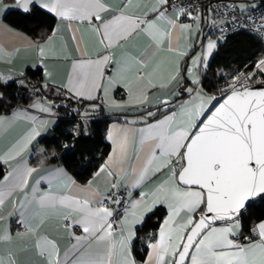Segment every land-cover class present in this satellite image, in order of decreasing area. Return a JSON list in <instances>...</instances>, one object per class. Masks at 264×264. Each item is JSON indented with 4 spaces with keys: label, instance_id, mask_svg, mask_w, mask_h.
<instances>
[{
    "label": "snow or ice",
    "instance_id": "snow-or-ice-1",
    "mask_svg": "<svg viewBox=\"0 0 264 264\" xmlns=\"http://www.w3.org/2000/svg\"><path fill=\"white\" fill-rule=\"evenodd\" d=\"M13 4L24 13L38 7L55 19L50 32L25 38L37 53L32 67L46 78L42 85L32 86L34 92L47 90L76 103L89 101L93 112L143 113L128 121L129 127L108 132L112 152L93 178L77 187L76 195L33 191L32 201L43 211L52 210L50 217L40 216V222L54 219L74 238L71 264H264V220L255 222L249 235L244 234L243 224L249 210L264 202V58L251 71L228 76L218 96L210 95L198 76L199 69L208 66L207 57L196 56L190 65L182 64L181 58L189 53L174 43L179 35L198 31L203 19L194 11L195 5L185 0H119L116 4L112 0H13ZM247 7L246 0L232 5L241 13ZM0 11L7 12L5 0H0ZM184 18L192 23L183 22ZM0 29L11 31L2 24ZM64 30L72 33L78 58L72 57L66 44L56 45L57 34ZM81 31L89 33L102 49L94 57L81 47L82 36L77 35ZM260 31L264 32V25ZM139 36L151 41L152 51L142 55L125 51L113 64L112 49ZM165 42L166 51L175 54L166 62L157 58ZM215 46L209 42L207 52ZM3 55L11 58L13 54L0 49V57ZM48 60H71L67 84L51 82ZM149 66L153 70L144 71ZM23 75L18 74L17 82L27 87L19 79ZM12 79L0 76V87L9 86ZM162 89L188 99L175 105L162 99L156 111L145 107L149 97ZM120 91L124 96L117 100ZM3 99L0 92V102ZM48 104L32 106L51 112L50 105L56 101ZM137 124L145 125L139 129L138 143L133 131ZM39 135L32 128L0 160L7 164ZM37 170L27 164L15 168L17 183L7 190L4 182L13 172L4 176L0 210L11 192L27 184ZM57 175H62L61 170ZM102 175L111 178L107 193L95 184ZM124 177L127 181L120 191ZM148 184L152 187L145 191ZM160 208L166 210V216L156 231L143 238L145 255L138 260V233ZM4 219L0 212V222ZM19 223L33 231L34 220H25L23 211ZM77 228L83 235H75ZM11 239L7 228L0 229V241ZM38 246L46 249L48 264H61L52 241L38 242ZM94 247L99 250L92 251ZM0 264L16 261L0 257Z\"/></svg>",
    "mask_w": 264,
    "mask_h": 264
},
{
    "label": "crops",
    "instance_id": "crops-1",
    "mask_svg": "<svg viewBox=\"0 0 264 264\" xmlns=\"http://www.w3.org/2000/svg\"><path fill=\"white\" fill-rule=\"evenodd\" d=\"M232 1L237 5L239 4V0ZM261 1L262 0H246V4L248 5L246 11L257 7ZM118 2L119 0H112L113 4ZM5 4L7 5V9L16 8L13 4V0H5ZM3 13L4 12L0 11V24L6 25L7 28L11 29V31L0 29V49H2L4 53H12L13 55L11 58H9L8 55H3L0 57V76H12L13 79L10 82L14 81L18 83V74L24 73L27 68H33V63L37 62V53L27 46V39L25 38L32 39L31 37L2 21ZM183 22L192 23V21L186 18H184ZM54 26L55 23L53 27ZM77 35L82 36L81 47L86 48V54L88 56L94 57L98 51H102V49H98L95 46L94 38L89 33L81 31L77 33ZM219 41L220 40L217 38L203 40L200 22L198 31L194 29L191 35L186 33L181 34L174 40V43L178 45L181 51L189 53L188 56L181 58L182 64L190 65L193 58L204 55L207 57L206 63L208 65L209 60ZM209 42L216 45L210 54L207 52V45ZM63 44L67 45L72 57H79V53L75 51V43L72 40V33L68 30L61 31L57 34L56 45L59 47ZM150 45L151 41L147 37L139 36L134 40L129 41L123 47H114L112 49L113 64L125 51H130L135 55H142L146 51L151 52L152 49L150 48ZM166 48L167 42H165L163 45L164 50H161L157 53V58L164 62L175 55L174 53L167 52ZM262 58H264V56ZM46 63L48 65V71L52 74L51 82L54 83V85L58 86L68 83L69 74L72 70L71 60H48ZM152 70V66L144 69L146 72H150ZM203 70L204 68L199 69L198 76H200V72ZM45 79L46 78L41 72L42 83L45 82ZM25 83L27 84L26 80ZM167 93V89H162L160 92L151 95L149 97V103L146 104L145 107L151 111H156L160 100L162 99L172 101L173 105H175L177 102L183 103L188 99L187 96H184L175 100L176 97L168 95ZM122 96H124L122 91L116 93L117 100H120ZM124 98H126V96ZM34 103L39 105L37 98L29 105H17L10 112H0V117H2L4 120V123L0 124V156H4L13 145L17 144L18 142H22L26 134L32 128H37L40 132V135H42L52 127L49 119L44 117L45 113L50 112L39 111V106H32ZM104 112L109 114H120V116L111 117V119L108 121L105 129V138L107 137V134L110 130L119 131L122 128L129 127L130 125L127 123L128 121L133 120L137 116L143 115V113L123 110ZM144 126L145 125L143 124H137L133 126L137 143L140 139L139 129ZM39 136L35 137L32 142L24 149V151H22L18 156H14V158L10 159L7 164L0 160V162L4 163L7 167L5 173L0 178V181H3L4 176L8 175L9 172H13L15 168L23 166L24 164H27L29 167H38V170L28 177L27 184H25L22 188H15L11 192V194L5 200L3 209L0 210V212H2L5 217L3 222H0V229L7 228L12 236L10 241H0V257L4 258L5 260L14 258L16 264H48L47 251L43 247H39L38 242L42 243L43 241H52L56 246V256L61 261V264H71V262L75 259V255L73 254V246L76 242L74 238L69 236L67 230L59 227L54 219L50 218L45 223L40 222L39 217H50L52 210H41L39 205L32 201L33 191L35 190L38 193L50 191L55 195H76L77 187L85 185L90 179L93 178L95 172L105 164L109 154L112 152L113 145L109 140H107L110 147L105 159L94 169L87 181L79 182L63 166L50 160L54 155L57 154V149L51 146L47 147L44 143L38 142L37 139ZM41 160L44 161L43 164H40ZM58 170H61L62 175H57ZM38 181H40V183H37ZM126 181L127 177H124L120 180L122 187ZM156 182V180H153V183ZM16 183L17 181L15 173L13 172V176H11L8 181L4 182L5 190ZM95 184L102 193H107L111 186V178L105 179L102 175L100 178H97ZM151 187L152 184H148L144 190L148 191ZM21 205H24L23 209H21ZM21 211H23V218L25 220H34V223L32 224L33 231H26L25 228L19 223ZM9 213H12V215L10 216ZM165 216L166 210L163 219ZM260 220H264V218H261L256 222ZM75 235H83V233L79 228H77L75 230ZM255 239L258 240V238ZM241 242L246 243V241ZM98 250L99 249L96 247L92 249V251Z\"/></svg>",
    "mask_w": 264,
    "mask_h": 264
},
{
    "label": "trees",
    "instance_id": "trees-1",
    "mask_svg": "<svg viewBox=\"0 0 264 264\" xmlns=\"http://www.w3.org/2000/svg\"><path fill=\"white\" fill-rule=\"evenodd\" d=\"M263 3L264 0L259 5ZM2 21L32 39L42 33L50 32L55 23V19L50 14H46L38 7L29 13L17 8H9L3 13ZM263 56L264 45L255 35L245 31L229 34L218 42L207 68L200 72L199 78L204 84L205 91L210 95L218 96L219 89L225 86L228 76L237 72L251 71L257 60ZM23 74L21 78L27 81V87L14 81L9 82V86L0 87V92L4 96L3 101L0 102V112H10L17 105H29L39 97L55 100L56 105H61L60 107L52 105L57 113L56 122L47 132L40 135L37 141L57 149V154L50 160L63 166L77 181H87L109 151L110 145L105 138L107 123L111 117L120 114L93 112L88 108V104L91 103L89 101L76 103L63 96L58 98L54 92L47 90L34 92L32 86L43 84L41 72L36 68H27ZM182 97L184 96L176 97L175 100ZM160 111L162 112L163 108ZM86 124L88 127H85ZM6 169V165L0 162V178ZM164 215L165 209L157 210L138 233L141 237V241L136 244L135 254L138 260L145 255L142 248L143 238L155 231ZM261 218H264V202L258 203L246 214L243 221L244 234L249 235L251 226ZM241 241H244L243 237Z\"/></svg>",
    "mask_w": 264,
    "mask_h": 264
},
{
    "label": "built area",
    "instance_id": "built-area-1",
    "mask_svg": "<svg viewBox=\"0 0 264 264\" xmlns=\"http://www.w3.org/2000/svg\"><path fill=\"white\" fill-rule=\"evenodd\" d=\"M185 3L195 5L194 11L203 17L201 20L203 40L209 38L223 40L236 31H245L258 37L264 45V32L260 31L264 25V4L241 13L232 8L234 4L232 0H185ZM123 190L121 187L120 191Z\"/></svg>",
    "mask_w": 264,
    "mask_h": 264
},
{
    "label": "rangeland",
    "instance_id": "rangeland-1",
    "mask_svg": "<svg viewBox=\"0 0 264 264\" xmlns=\"http://www.w3.org/2000/svg\"><path fill=\"white\" fill-rule=\"evenodd\" d=\"M19 79H23V78H19ZM49 101L50 100L49 99H45V97L37 98V102L38 103L43 102L44 106H46V107L49 106V104H48ZM50 107H51V112L50 113H45L44 117L48 118L51 126H53L55 124V122H56L57 113H56V111H54L52 105H50ZM84 124H85V122H84ZM85 127H88V125L86 124Z\"/></svg>",
    "mask_w": 264,
    "mask_h": 264
}]
</instances>
